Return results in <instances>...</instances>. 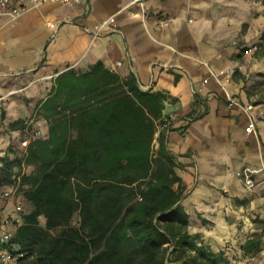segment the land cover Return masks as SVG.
Returning a JSON list of instances; mask_svg holds the SVG:
<instances>
[{"label": "crops", "instance_id": "obj_1", "mask_svg": "<svg viewBox=\"0 0 264 264\" xmlns=\"http://www.w3.org/2000/svg\"><path fill=\"white\" fill-rule=\"evenodd\" d=\"M27 6L0 18V164L25 133H48L39 107L58 75L103 61L123 78L134 75L142 89L165 93L163 115L177 114L168 144L186 186L189 231L233 264H264V56L255 50L264 0Z\"/></svg>", "mask_w": 264, "mask_h": 264}, {"label": "trees", "instance_id": "obj_2", "mask_svg": "<svg viewBox=\"0 0 264 264\" xmlns=\"http://www.w3.org/2000/svg\"><path fill=\"white\" fill-rule=\"evenodd\" d=\"M166 100L103 61L58 75L39 107L48 133L0 164V187L20 181L33 205L14 238L20 264H233L189 231L170 128L159 129Z\"/></svg>", "mask_w": 264, "mask_h": 264}, {"label": "built area", "instance_id": "obj_3", "mask_svg": "<svg viewBox=\"0 0 264 264\" xmlns=\"http://www.w3.org/2000/svg\"><path fill=\"white\" fill-rule=\"evenodd\" d=\"M56 2L60 4H69L76 2L78 0H31L33 4H42L45 2ZM145 0H133V2H138L141 5L144 4ZM28 0H0V18L9 17L16 18L20 16L27 9ZM114 27L117 25L112 21H108ZM48 25L57 30L58 25L54 22H48ZM257 45L255 46V50ZM235 104V99H230V106ZM253 109V105H248L247 110ZM176 115H163L159 129H169L171 126V121ZM248 132L255 131V122L250 121L246 127ZM45 133L41 129H34L30 135L24 137L21 141V146L27 148L31 140L39 137H43ZM243 178L248 186H254V179L251 175V170L245 168L243 171ZM24 195L19 191L18 185H6L0 187V264H20L25 256V252L21 250L17 242L14 241L15 234L18 227L23 222V215L28 211L24 208ZM13 208L11 209V205ZM11 221L15 222L14 225H9Z\"/></svg>", "mask_w": 264, "mask_h": 264}, {"label": "rangeland", "instance_id": "obj_4", "mask_svg": "<svg viewBox=\"0 0 264 264\" xmlns=\"http://www.w3.org/2000/svg\"><path fill=\"white\" fill-rule=\"evenodd\" d=\"M33 130L34 129H32L29 133H25L24 136L30 135ZM24 136L21 137V141L24 139ZM17 149L19 150V152H22V149H24V148L22 146H19ZM26 170L27 171H31V168H26ZM16 185L20 186V181H18ZM19 191H20V188H19ZM12 208H13V204L11 205V209ZM24 208H25L26 211H31L33 209V205L26 198L24 199ZM40 222H41V224L43 226L46 225V218H45V216H41L40 217ZM14 223H15L14 221L13 222L11 221V223H9V225H11V224L14 225ZM74 225H77V219H75ZM167 264H176V263L175 262H169L168 261Z\"/></svg>", "mask_w": 264, "mask_h": 264}]
</instances>
